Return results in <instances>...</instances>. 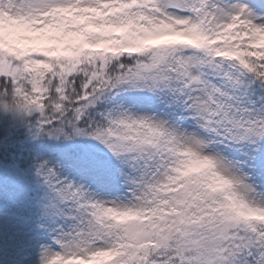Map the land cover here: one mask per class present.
<instances>
[{"label": "snow or ice", "instance_id": "1", "mask_svg": "<svg viewBox=\"0 0 264 264\" xmlns=\"http://www.w3.org/2000/svg\"><path fill=\"white\" fill-rule=\"evenodd\" d=\"M0 264H264V0H0Z\"/></svg>", "mask_w": 264, "mask_h": 264}, {"label": "clouds", "instance_id": "2", "mask_svg": "<svg viewBox=\"0 0 264 264\" xmlns=\"http://www.w3.org/2000/svg\"><path fill=\"white\" fill-rule=\"evenodd\" d=\"M0 120L6 121L9 125L26 122L23 102L14 90L0 91Z\"/></svg>", "mask_w": 264, "mask_h": 264}]
</instances>
